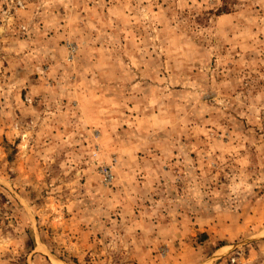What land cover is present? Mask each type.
I'll return each instance as SVG.
<instances>
[{
	"label": "rangeland",
	"instance_id": "obj_1",
	"mask_svg": "<svg viewBox=\"0 0 264 264\" xmlns=\"http://www.w3.org/2000/svg\"><path fill=\"white\" fill-rule=\"evenodd\" d=\"M0 264H264V0H0Z\"/></svg>",
	"mask_w": 264,
	"mask_h": 264
}]
</instances>
